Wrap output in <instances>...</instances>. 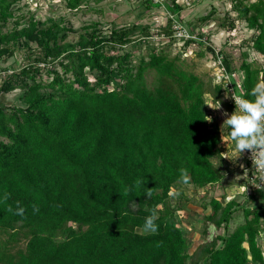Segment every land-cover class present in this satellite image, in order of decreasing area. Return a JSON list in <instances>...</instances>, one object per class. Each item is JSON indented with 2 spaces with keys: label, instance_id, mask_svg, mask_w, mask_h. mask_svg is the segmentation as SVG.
<instances>
[{
  "label": "trees",
  "instance_id": "16d2710c",
  "mask_svg": "<svg viewBox=\"0 0 264 264\" xmlns=\"http://www.w3.org/2000/svg\"><path fill=\"white\" fill-rule=\"evenodd\" d=\"M17 1L0 0V56L21 46L36 56L0 81V264H264L258 242L264 231L262 191L254 190L257 196L247 203L212 197L205 238L193 252L192 231L181 226L169 195L173 189L182 195V168L191 178L185 185L200 189L224 181L223 131L207 120L205 99L212 92L220 100L222 83L207 89L198 73L182 66L180 54L171 56L151 43L148 26L104 32L95 22L73 42L59 22L17 12ZM85 1L65 3L78 9ZM232 1L237 14L228 13L223 26L233 30L236 20L244 21L254 31L246 43L264 55V0ZM166 7L162 32L174 42L172 26L185 22L184 5L170 0ZM10 18L15 27L3 32ZM187 32L189 37L179 38L183 46H204L220 59L234 94L253 100L264 62L249 60L243 51L237 84L229 54L202 32ZM128 45H145L148 52L134 63ZM149 72L155 75L151 84ZM17 89L22 103H6L5 95ZM224 104L235 111L234 100ZM224 133L230 136L227 125ZM144 177L145 188L134 187ZM126 188L132 191L125 194ZM146 188H153L151 198ZM153 209L158 230L145 232ZM239 209L244 218L229 231ZM22 240L25 246H17Z\"/></svg>",
  "mask_w": 264,
  "mask_h": 264
},
{
  "label": "rangeland",
  "instance_id": "374dc122",
  "mask_svg": "<svg viewBox=\"0 0 264 264\" xmlns=\"http://www.w3.org/2000/svg\"><path fill=\"white\" fill-rule=\"evenodd\" d=\"M161 4L153 3L150 7L141 4L140 0H87L83 2L78 9H70L66 6L65 0H19L14 4V8L19 13H25L28 18L29 15L34 14L36 19L44 21L49 24L52 21H57L61 25L67 27L69 41H77L80 33L86 27L92 29L93 23L97 22L98 27L104 32H110L112 27H128L137 23L139 26H148L151 34V43H155L158 49H165L171 56L180 54L183 62L182 66L186 69L193 70L198 73L204 83L205 87H213L216 83H222L225 87L223 97L214 101L212 92L205 94L207 108L209 110L208 117L215 121L219 128L223 131L220 147L223 155H227L225 163L223 162V171L225 173L224 181L214 186L205 188H195L192 185H181L182 195L171 198L177 209V217L181 226L190 236L189 252H193L200 244L201 240L205 238L203 230L205 228V217L211 212L210 199L212 197H223L222 200L236 199L239 203H247L256 197L255 191L247 187L243 190L242 183L246 185V177L243 176V171L240 169L237 154L233 147V141L228 134L224 133V120L227 118L223 115L224 112L231 114L224 102L231 100L232 87L227 88V82L230 85L229 77L222 78V70L219 67V62L213 54L204 48V46L192 43L189 46H183V41L179 40L178 34L174 42L170 40L169 36L162 32V27L167 24L169 9L166 7V2L170 0H153ZM166 1V2H165ZM183 3L184 8L180 12V17L184 19V26L187 29L193 28L194 32H202L204 37L216 48L226 51L232 59L233 67L236 69L233 74L237 84L241 83L242 72L238 69L242 61V52L248 51L249 60H256L264 62V55L250 48L246 43L247 39L254 32L249 29L244 21L236 20V26L233 30L223 26L226 16H236L237 11L232 10V0H177ZM189 2L190 4H186ZM215 10L208 21L203 22L201 17L206 16L209 12ZM14 18H10L7 23L1 27L3 32H7L15 27ZM23 22V21H22ZM21 22V23H22ZM24 23V22H23ZM173 23L172 29H174ZM23 24H21L22 26ZM19 26V27H21ZM176 34V33H175ZM34 49V43L31 44ZM134 47L128 45V49H132L135 53L134 63L137 62L140 53L147 54L148 48L145 45L142 47ZM203 51V54H199ZM255 51V53L253 52ZM30 48L21 46L16 49L13 55L0 56V81L1 77L6 73H10L14 67L21 66L29 56L30 58L36 55L31 54ZM262 55V56H260ZM59 68V65H57ZM44 77H46L44 75ZM91 77V75H90ZM154 72L147 73L148 82L151 84L154 81ZM93 79V77H91ZM226 91L229 97L226 99ZM1 95V93H0ZM21 92L19 89L14 90L5 95V102L8 104H21ZM220 106V108H219ZM219 108V109H216ZM231 145V146H230ZM235 154V155H234ZM216 159V163H217ZM176 190V189H173ZM234 218L230 222L229 231H233L235 226L243 220V211L241 209L234 213ZM191 230V231H190ZM218 232H223L219 229ZM5 238V235L0 233V239ZM258 242L264 250V236L259 235ZM25 240H22L17 246L24 247Z\"/></svg>",
  "mask_w": 264,
  "mask_h": 264
},
{
  "label": "clouds",
  "instance_id": "9594fccd",
  "mask_svg": "<svg viewBox=\"0 0 264 264\" xmlns=\"http://www.w3.org/2000/svg\"><path fill=\"white\" fill-rule=\"evenodd\" d=\"M251 96L254 97L253 100L231 94V99L235 103V111L231 114L227 112L223 113L227 117L223 125L226 124L230 128V138L234 142L237 152L236 158L241 156L245 150L251 153L252 169L255 168L257 173L255 179L259 181L254 186L262 190L264 189V80H260L255 84L251 90ZM228 97L229 94L226 91L225 98L227 99ZM211 119V117H208L207 120L211 122ZM223 156L228 158L226 154ZM240 167L244 168V165L241 164ZM247 172L248 170L245 169V175ZM190 179L188 170L182 168L180 170V182L188 184ZM145 183L146 180L144 177L142 180H137L134 187H144ZM152 189H147L145 193L148 198L152 196ZM131 191V188H126L125 194H129ZM169 195L178 197L180 193L177 190H172ZM157 219V210L153 209L152 213L145 217L143 230L145 232L155 233L158 230V225L155 223Z\"/></svg>",
  "mask_w": 264,
  "mask_h": 264
},
{
  "label": "built area",
  "instance_id": "2783aa9c",
  "mask_svg": "<svg viewBox=\"0 0 264 264\" xmlns=\"http://www.w3.org/2000/svg\"><path fill=\"white\" fill-rule=\"evenodd\" d=\"M186 4H190L189 2H187ZM175 24V27H174V32L176 33L175 35L178 34V37L181 38V37H189L190 34L187 32V29L184 27L183 24H181L180 22L178 21H175L174 22ZM255 53V51H253ZM262 56V55H260ZM217 61L219 62V67L221 68V72H222V78H225L227 79L229 76L227 73H225V70H224V66L221 65V61L220 59H217ZM227 87L230 89L232 87V83L230 82V85L228 84V82L226 83ZM231 94H234L233 92V87H232V93ZM236 95V94H235ZM239 96V95H238ZM231 146V145H230ZM235 154H237L236 150H235ZM234 154V155H235ZM250 155L251 153L248 151V150H245L241 156L238 157V160H239V166L241 164L244 165V168H241L240 169L243 171V176L246 177V180H247V184L246 185H242V188L243 190H246L247 187H250L251 190H260V189H257L254 185H256L257 183H259V181L257 179H255V176L257 175L256 173V170L255 168L252 169V161L250 159ZM224 157V156H223ZM225 158V157H224ZM245 169L248 170L247 174L245 175ZM263 192L264 194V189L260 190Z\"/></svg>",
  "mask_w": 264,
  "mask_h": 264
},
{
  "label": "bare ground",
  "instance_id": "6f19581e",
  "mask_svg": "<svg viewBox=\"0 0 264 264\" xmlns=\"http://www.w3.org/2000/svg\"><path fill=\"white\" fill-rule=\"evenodd\" d=\"M261 234L264 236V231Z\"/></svg>",
  "mask_w": 264,
  "mask_h": 264
}]
</instances>
